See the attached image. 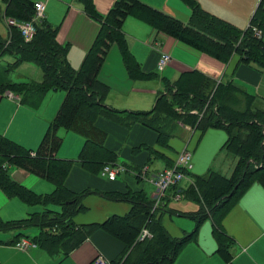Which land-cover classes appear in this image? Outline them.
<instances>
[{
    "label": "trees",
    "instance_id": "16d2710c",
    "mask_svg": "<svg viewBox=\"0 0 264 264\" xmlns=\"http://www.w3.org/2000/svg\"><path fill=\"white\" fill-rule=\"evenodd\" d=\"M11 1L18 2L23 8L20 18H11L21 21L32 17L34 2L3 0L6 4ZM183 1L191 10L185 21L176 13L155 9L141 0H113L105 15L96 11L93 0H79L86 16L100 23L79 69H73L68 62V45L57 40L59 27L43 20L38 24L33 41L25 42L15 29L10 28L7 39L0 36V58L5 54L14 55V64H36L42 74L40 82L32 81L31 84L12 83L5 78L0 83V91H9L20 97L23 94L19 100L22 103L28 101V93L61 91L65 94L56 116L35 150L26 149L0 135V190L7 198L18 197L28 205L43 207L41 212L31 213L21 220L0 221V232H18L12 243L16 244L21 237L29 238L23 234L24 231L38 229L39 233L30 240L37 248L50 255L60 254L63 259L95 230L102 229L124 246L121 254L110 264H173L183 246L195 239L199 225L211 220L216 253L223 258L224 264H233L234 241L225 233L222 220L253 183L264 188V109L253 104L254 98L249 97L245 110H234L227 101L235 94L243 95L244 91L230 82H218L197 70L182 73L175 82L161 78L163 90L157 93L155 105L150 111H120L107 106L104 98L108 88L98 80L106 53L114 42L119 46L131 79L149 80L156 74L143 69L130 53L122 29L127 17L135 18L157 33L168 35L223 63L236 54L241 62L252 64L264 73V41L256 39L252 32L253 27L261 32L264 30V0L259 2L245 30L205 12L195 0ZM9 69L10 65L3 73L7 75ZM102 117L127 129L142 124L157 132L159 145L167 143L177 125H186L201 132L207 129L225 132L223 149L237 159L231 176L226 178L219 172L208 171L205 175H193L189 185L179 188L178 192L184 198L198 205L196 212L183 215L196 223L191 232L172 238L155 219L163 208L152 213V203L142 195L134 197L132 193H95L109 201L129 202L132 209L125 217H112L102 224L75 223V216L85 209L83 194L70 193L64 186L73 161L57 156L62 143L57 131L64 128L81 136L85 147L79 161L83 164L87 161L86 165L95 164L92 154L105 140V134L96 127L97 119ZM111 162L113 160L109 159L100 169ZM13 169L17 171L13 172ZM24 174L51 182L55 190L50 195H36L24 185ZM49 203L59 204L62 210L54 212L48 209ZM144 227L152 238L137 242ZM134 252L137 256L131 260Z\"/></svg>",
    "mask_w": 264,
    "mask_h": 264
},
{
    "label": "crops",
    "instance_id": "0c3cea01",
    "mask_svg": "<svg viewBox=\"0 0 264 264\" xmlns=\"http://www.w3.org/2000/svg\"><path fill=\"white\" fill-rule=\"evenodd\" d=\"M31 1H41L44 3L45 11L43 21L53 27H59L57 40L60 44L68 45V62L73 69H79L87 50L90 48L98 33L99 21L86 16L84 7L79 0ZM141 1L155 9L170 14L176 13L181 16L179 18L182 21H185L189 17V13H191L190 7L183 0ZM195 1L205 12L230 23L236 28L239 26L237 23L241 14L239 9L232 8L231 12L225 15L222 1ZM257 1L255 3L258 6L260 1L258 4ZM112 3L113 0H93L96 11L101 15H105L109 11ZM22 9V6L18 2L11 1L6 4L3 0H0V23L10 17L20 18L22 16ZM122 29L130 53L143 69L154 71L155 62L160 52L163 51L171 57L169 65L164 69L163 79L175 82L180 78L182 73L197 70L211 79H215L218 82H230L244 91L245 95H231L233 97L232 99L236 98L240 103L242 101L239 97L244 99V107H241L242 109H238L237 111L245 110L249 97L254 98L253 104L264 109V73L252 64L241 62L238 55L233 54L226 63H223L184 45L168 35L151 31L152 27L132 17L125 19ZM139 31L144 33L145 41L140 37ZM9 33L10 31L7 29L6 33H0V36L3 39H7ZM151 38L153 39L151 40ZM148 39L151 40V44L160 42V52H149V49H147L148 52L144 57V46H148ZM111 45L102 64L103 69L101 66L98 73V80L108 88L104 103L120 111L122 109H131L133 111L148 110L150 107H153L156 102L157 93L163 90L161 79L160 86H158L160 90H157L158 88L152 89L142 84L138 85L145 80H133L129 77L128 71L126 73L123 71L121 75H118L120 81L118 85H120L121 89L112 85L111 80L115 76V64L119 68L123 58L121 59L117 49L114 48L110 51ZM175 49L182 52L183 55L178 58L175 57ZM11 56L15 60L16 56ZM147 59L149 62L145 63ZM12 62L14 63V61ZM122 64H124L123 61ZM0 68H2L0 71V83L5 78L10 80L8 75L3 73V66H0ZM170 69L174 70V73L168 74L167 71ZM102 70H108L110 73L109 77L103 72L102 75L106 77L102 76L99 78ZM39 73L41 75V81L42 74L40 71ZM168 75H171V78L168 79ZM129 88H132V90H129ZM8 94H12L14 97L11 98ZM19 98L20 96H16L12 92L0 91V135L26 149L35 150L58 110L56 111V108H51L49 111L31 110L33 120L28 124L26 129L19 132L14 131L11 122L22 109ZM59 98L61 99V95ZM227 104L230 106V101H227ZM177 126L183 132L180 133L177 127H175L167 143L159 145L157 144V132L142 124H135L132 128L127 129L106 118H98L96 127L105 134V140L103 145L93 152L92 155L95 164L93 163L91 165H86L87 161L84 164L79 161L80 154L85 147V140L79 135L60 128L58 131L61 136L58 135V131L57 135L62 138V143L57 152V156L61 159L73 161L69 174L65 179L64 186L70 193L75 195L83 194L82 205L85 209L75 216V223L79 225L102 224L105 220L112 217H125L131 211L132 206L129 202L109 201L99 194H95L96 192H109L120 195L132 193L134 197L142 195L146 201L153 205L155 189L149 182V179L157 171L171 164L177 153L182 149L183 142L191 132L189 126ZM192 132H195V130H192ZM195 134V139H191L189 145L194 164V170L190 177L193 175H205L208 171H213L219 172L222 176L229 178L237 163V159L223 149L226 141L225 132L221 129H207L203 132L197 131ZM34 145L37 146L33 147ZM151 151L156 153L152 154ZM88 152H91V150ZM109 159H112L115 163L125 165L127 171L120 179L113 182L106 181L99 175L101 165L108 162ZM158 162H163V166L160 168L155 167ZM23 176L24 185L30 188L36 195L45 196L53 193L43 194L42 191L35 189L45 179H37L32 175L25 174ZM190 177L187 181H183L180 184L181 188L191 183ZM146 184L151 188L150 191H147ZM12 198L18 197L7 198L0 190V221L2 222L21 220L31 213H39L43 210V207L39 204L28 205L18 198L21 200L17 203L18 213L8 216L7 211L9 210L6 209V206ZM182 199L184 201L188 200L184 197ZM169 202L167 200L165 201L163 206H161L163 211L155 219L159 221L161 227L172 238H179L183 234L191 232L196 226L192 229L193 224H191L190 229L181 227L172 229L169 225L167 226L165 222L167 220L172 222L171 218H189L183 216L185 215L183 213H178L174 207L171 208L173 203ZM178 203L184 202L179 200ZM37 206L40 207V210ZM51 206L59 207V211L50 209ZM47 208L54 212H60L62 210L59 204L53 203H49ZM222 226L225 233L234 241L232 247L233 264H264V188L260 184L253 183L249 187L245 194L223 218ZM38 233V229H28L23 232L24 235L29 236V239ZM17 234L18 232H0V239L4 240L0 241L4 242L0 243V264H8L5 261L7 259H4L5 257L16 261L18 264H63L67 260H69L68 264H91L97 256H102L110 262L115 260L124 248L118 239L102 229H97L84 242L80 243L67 258L62 259L60 254L50 255L47 251L39 247L27 250L19 249L15 243H12V240ZM185 245V248H182L183 251L180 252L182 257L187 252L185 260L187 264H224L223 258L216 253V241L212 234L211 220L200 224L195 239Z\"/></svg>",
    "mask_w": 264,
    "mask_h": 264
},
{
    "label": "rangeland",
    "instance_id": "374dc122",
    "mask_svg": "<svg viewBox=\"0 0 264 264\" xmlns=\"http://www.w3.org/2000/svg\"><path fill=\"white\" fill-rule=\"evenodd\" d=\"M219 1H222V6L224 8V12H225L224 14L225 15H228L229 12H231L232 8L239 9L241 14L239 16V19L237 20V23L239 24V26H237V28L240 30H245L246 27L248 26V24L250 23V20H251L252 16L254 15V12L256 10V6H257L255 3L256 0H219ZM259 1L261 2L262 0H258L257 4ZM189 15H190V13H189ZM246 18H248V19L245 22ZM7 29H8V26L6 25V20H3V22L0 23V33L5 34ZM151 31H155V30L152 28ZM262 31H263L262 32L263 33L262 38L264 39V30H262ZM139 34H140V37L143 38V40L145 41V36L143 35L144 33L142 31H139ZM152 39L153 38H151V40ZM151 40L148 39V41H149L148 46H146V45L144 46L145 47V50L143 51L144 57L146 56V54L148 52L147 49H149V52H154V53H155V51L160 52V42L151 44L150 43ZM114 48L118 50L119 55L122 59L121 51H120L119 46L116 42H114L111 45L110 51ZM174 55H175V57L178 58V57L182 56L183 53L180 52L179 50L175 49ZM149 58H150V56H149ZM148 59H147V61H145V63L149 62ZM12 61H15V60L13 59V57L10 54H5L2 57V59H0V66H3V69L7 68L8 65H10V69L6 74L8 75V78L10 79V81L12 83H17V84L29 83V84H31L32 81L33 82H40V76H41L39 73L40 69L37 67L36 64L30 63V62H17L16 64H14ZM122 61H121V66H119V68H118V65L115 64V76L111 80V84L114 85L115 87L120 88V89H121V87H120V85H118L120 83V81L118 79V75H121V73H123V71H125V73L127 71L125 66H123L124 64H122ZM102 69H103V66H102ZM1 70H2V68H0V71ZM103 72L106 74L107 77H109V75H110L109 71L108 70H102L99 78L104 76V75H102ZM167 73L172 74V73H174V70L170 69L167 71ZM106 76H104V77H106ZM163 76H164V70L162 72H159V73L156 72V74L154 75L153 78H151L149 80H145L144 82H140L138 85L142 84V85L148 86L152 89L158 88V86H160V79ZM25 77H28V78H25ZM167 78L168 79L171 78V75L170 76L168 75ZM129 90H132V88H129ZM157 90H160V88H158ZM60 95H61V99L59 98ZM64 96H65L64 92H61V91H55V92L46 91L44 93H35V94L28 93L27 94V97H29L28 101L26 103H22V102H20L21 98H23V94H22L20 97V101H19V103L22 106V109L20 110L17 117L12 120V122H11L12 129L14 131H18V132L26 129L28 124H30V122L33 120V117L31 116V112H30L31 110L38 109L39 111H46V110L49 111L51 108L52 109L56 108V111L59 110V108H60V106L64 100ZM239 99L242 101L241 103L236 98L230 100V103H231L230 106L232 108H234L235 110L242 109L241 107H244V102H243L244 99L242 97H239ZM24 104H26V105H24ZM152 108L153 107H150L148 110H136V111H150V110H152ZM122 110L133 111L131 109H122ZM8 125H9V123H8ZM177 129L179 130L180 133L183 132V130L181 128L177 127ZM196 132L197 131L193 132L192 139H195V135H196L195 133ZM59 134H60V132L58 131V135ZM59 136H61V135H59ZM174 138H176V137H174ZM36 146L37 145H34L33 147H36ZM116 164H121V163H116ZM162 166H163V162H158V164L155 167L160 168ZM12 171L14 172L17 170L13 169ZM37 188H41V189H37ZM37 188H35V189L38 191L39 190L42 191L43 194H49V193L53 192L55 189L54 185L47 180L41 181L37 185ZM146 188H147V191L151 190V188L148 186V184H146ZM19 201H21V200H19L18 198H12L10 200V202L7 204L6 209L9 210V211H7L8 216H11V215L18 213L19 209H18L17 203ZM180 201L184 202V203H178V201H170L169 202V203H173L171 208L174 207L178 213L190 214V213H194L198 210V205L196 203L188 201V200L184 201V199H181ZM176 203H178V204H176ZM38 208L40 210V207H38ZM50 209L55 210V211H59V207H57V206H51ZM171 219H172V222H170V220H167L165 222V224L167 226L169 225L170 228H172V229H177L179 227L185 228V229H190L191 224H193L191 229L196 226L195 222L190 220L189 218L184 219V218L175 217V218H171ZM13 220H15V219H13ZM6 222H9V221H6ZM0 241H4V240L0 239ZM144 241H142V242H144ZM0 243H4V242H0ZM185 246L183 247V249L185 248ZM183 249L181 250V252L183 251ZM186 249H188V247H186ZM181 252H180V254H179V256H178V258L174 264H187L185 262L186 257H187V252L184 253L183 257L181 256ZM136 256H137V252H134V254H132L130 259L134 260L136 258ZM4 259H7L5 261L8 264H18L16 261L8 259L6 257ZM68 261L69 260L65 261L63 264H68Z\"/></svg>",
    "mask_w": 264,
    "mask_h": 264
},
{
    "label": "built area",
    "instance_id": "2783aa9c",
    "mask_svg": "<svg viewBox=\"0 0 264 264\" xmlns=\"http://www.w3.org/2000/svg\"><path fill=\"white\" fill-rule=\"evenodd\" d=\"M44 11V3L36 1L33 5V15L31 18L19 21L10 17L6 19V25L10 29H15L25 42L33 41L38 32V24L41 20H43ZM252 32L256 39L262 38L263 34L261 30L253 27ZM170 61L171 57L168 53L163 51L160 52L155 62V71L158 73L162 72L169 65ZM8 96L11 98L14 97L12 94H8ZM192 130L193 129L191 128L190 134L183 142L182 149L177 153L171 164L166 166L164 169L157 171L152 178L149 179V182L155 189L152 213L163 206L166 200L179 201L183 197V195L178 192L179 188H181L180 184L183 181H187L194 170L193 156L189 146L193 137ZM126 172L125 165L111 162L102 166L99 171V175L102 179L113 182L120 179ZM149 238H151V234L149 230L144 227L140 231L136 241L142 242ZM16 245L21 250L37 248V245L26 237H21ZM92 264H110V262L102 256H97L92 261Z\"/></svg>",
    "mask_w": 264,
    "mask_h": 264
}]
</instances>
